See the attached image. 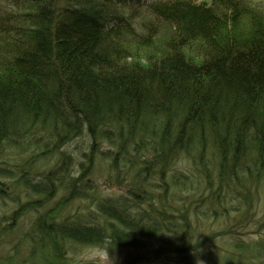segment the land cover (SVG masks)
I'll return each instance as SVG.
<instances>
[{
	"label": "trees",
	"instance_id": "16d2710c",
	"mask_svg": "<svg viewBox=\"0 0 264 264\" xmlns=\"http://www.w3.org/2000/svg\"><path fill=\"white\" fill-rule=\"evenodd\" d=\"M255 203L264 0L0 2V264H264L262 227L214 259L195 237Z\"/></svg>",
	"mask_w": 264,
	"mask_h": 264
},
{
	"label": "rangeland",
	"instance_id": "374dc122",
	"mask_svg": "<svg viewBox=\"0 0 264 264\" xmlns=\"http://www.w3.org/2000/svg\"><path fill=\"white\" fill-rule=\"evenodd\" d=\"M0 2L4 3V0H0ZM10 157H20L18 150L8 149L5 151ZM24 154L21 152V155ZM8 157V156H7ZM18 160L9 159L10 164H16ZM107 191L113 192V190L121 191L119 186L116 184H113V186H108L107 183ZM86 206V205H82ZM179 206L181 207L180 203ZM262 209H261V203L256 204L253 208V211L250 214V218H242L240 213L236 212L235 210L230 211L223 220V216H214V217H208L204 216L203 218H200L199 220V226L198 229L199 236H195L196 239H200L203 236H209L210 238L206 241V245L201 246L198 251V255L201 256V253H207L206 250L210 251V254L214 257L215 254H213L212 249H216L220 246H226L230 247L229 243L226 241L229 239H232L233 236L241 237L243 240H248L250 242H254L255 238L258 237L259 229L262 227L264 229L263 223L264 220L262 218ZM234 216V218H233ZM256 217H259L256 219ZM236 220V221H235ZM253 220V221H252ZM231 229L229 230L232 233L225 232L222 228V226L226 225L227 222H231ZM233 235V236H232ZM195 240L194 238L192 239ZM196 251V250H195ZM204 251V252H202ZM218 253V251L216 250ZM126 251L122 250L121 248H107L106 246H77L75 248V251L73 252V255L71 256L72 260H78L79 262L84 261H93L97 262L99 264H122L124 262V257L126 255ZM197 254V252L195 253ZM219 254V253H218ZM217 258V257H216ZM214 259V258H213ZM167 264H177L174 260H165Z\"/></svg>",
	"mask_w": 264,
	"mask_h": 264
}]
</instances>
